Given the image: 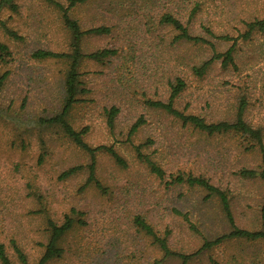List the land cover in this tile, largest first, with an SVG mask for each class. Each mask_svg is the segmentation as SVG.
Masks as SVG:
<instances>
[{"label": "rangeland", "instance_id": "rangeland-1", "mask_svg": "<svg viewBox=\"0 0 264 264\" xmlns=\"http://www.w3.org/2000/svg\"><path fill=\"white\" fill-rule=\"evenodd\" d=\"M190 1L195 0H187V4L184 0H134L131 12L130 0H91L72 9L81 28L99 24L110 28L107 35L85 36L83 52L102 48L117 52L103 64L83 61L80 72L88 93L70 114L74 128L88 127L84 138L88 145H112L126 163L122 167L107 153L97 152L95 175L104 192L93 184L85 185L84 166L89 158L84 151L56 129L34 123L39 116L52 115L62 102L64 65L30 57L39 48L67 51L68 35L57 13L40 0H17V13L6 11L1 16L21 40L0 28V41L14 57L0 91V242L10 247L15 241L29 263H36L43 251L47 220L59 223L71 210L80 215H73L74 226L61 243L64 253L49 264L160 261L162 252L152 238L135 228V215L143 217L159 236L167 233L169 248L182 254L229 231L217 199L205 198L198 188L166 186V181L137 159L134 147L141 144V152L166 175L196 172L227 189L235 224L247 230L259 228L262 182L236 173L240 167L258 168L259 150H245L246 142L241 145L239 138L229 135L207 136L182 127L175 118L144 103L145 99H162L166 81L176 75L188 79V87L175 106L208 121L232 120L238 97L245 96V118L261 129L264 144V33H254L247 41L238 37L244 30L243 21L264 18V0H197L202 3L192 17L187 8ZM165 10L183 23L188 21L190 31L206 37L217 51H225L231 41L206 36L203 26L215 35L235 38L236 69H222L217 61L201 79L192 76L189 67L209 58L211 49L172 42L175 31L150 18ZM111 105L119 108L112 131L104 121V108ZM140 116L144 124L128 137L130 126ZM75 165L83 169L68 178L60 177ZM9 255L17 264L14 254ZM210 259L218 264H264V242L226 240L203 251L190 264H211ZM158 264L180 261L171 257Z\"/></svg>", "mask_w": 264, "mask_h": 264}, {"label": "trees", "instance_id": "trees-1", "mask_svg": "<svg viewBox=\"0 0 264 264\" xmlns=\"http://www.w3.org/2000/svg\"><path fill=\"white\" fill-rule=\"evenodd\" d=\"M16 1L17 0H0V28L7 36L15 40H21V36L9 28L6 25V21L4 19H1V16L6 11L17 13L18 5ZM90 1L91 0H40L42 4L53 9V11L57 13L62 28L68 35V43L67 51L58 52L39 48L32 50L30 53V57L34 60H54L61 62L64 65L62 74V102L60 108L53 112L52 115L39 116L34 120V123L39 128L56 129L57 132H60L73 145L84 151L89 158L88 164L84 166V168L87 169V179L85 185L93 184L97 190L104 192L105 188L98 181L95 175L97 152L101 151L107 153L116 164L122 167H125L126 163L112 145H101L96 147H91L88 145L84 139L88 133V127L76 129L70 122V114L74 106L82 102V96L88 93L80 72V67L83 61L92 60L95 63L103 64L104 62L108 61L110 57L117 54L115 49L110 48H102L89 53L83 52L81 43L85 36L107 35L110 32V28L104 24H99L98 26H92L88 28H81L78 19L72 16V9L77 6L84 5ZM184 2L187 4V0H184ZM201 3V1L197 0L193 1L192 3L190 1L191 6L187 5V8L189 7L190 9V17H192V15L198 10L199 6H201ZM127 6H130L133 10L131 12H134L135 9L133 7L136 6L134 4V0H130V4ZM141 9H143V7H141ZM150 18L156 19V23L159 26L168 27L172 31H175L172 37V42L174 43L186 42L192 43L194 45H208L210 47L211 55L209 58L197 65H191L189 67V73L192 76L201 79L210 69L211 65L217 61H219L220 67L222 69H227L229 67L236 69V65L234 63V54L237 42L235 38L229 37L228 35H215L213 32L209 31L207 27L203 26V31L205 32L206 36L222 41H231L230 46L225 51H217L214 44L210 40L201 34L192 33L188 28V21L183 23L178 18V16H176L171 11L165 10L164 12L153 14ZM138 21L140 23L141 20L138 18ZM147 26L148 24H145V27ZM243 26L244 30L239 33L238 37L243 41H247L254 33H264V18L253 19L248 22L243 21ZM13 58L14 57H11V51L8 45L0 41V91L6 78L10 74L8 64ZM187 87L188 79L176 75L174 78L168 79L166 81L164 93L165 96L162 99H145L144 103L151 109L160 110L163 113L175 118L180 122L182 127H191L193 130H196L207 136L229 135L234 138H239L241 140V145L243 144L242 142H246V145H243L245 150L257 148L261 154V164L258 166V168L252 169L240 167L236 173L245 179L258 178L261 180L263 186V201L259 208V228L255 230H247L238 227L235 224L232 215L230 207L231 195L227 189L224 190L219 188L218 186L214 185L206 176L196 172L184 173L179 171L176 174L166 175L165 171L148 154L141 152L140 148L142 147V144L135 146L134 149L137 159L146 165L148 171L151 174L155 175L161 181H166L164 182L166 186L182 185L188 188H198L205 192V198L217 199L221 211L229 224L230 229L227 233L222 234L212 240L204 241L197 250L190 254H182L169 248L167 233H165L163 236H159L152 226L143 219V217L135 215L132 220L135 228L152 238V242L156 244L159 250L162 252L160 261H163L166 258L175 257L179 259L180 264H190L191 261L195 257L199 256V254H201L203 251L211 250L213 247L220 245L226 240L242 239L251 242H264V144L262 140L261 129L258 126L248 122L245 118V111L247 108L245 96L238 97L234 117L232 120L208 121L199 114L194 112H186L182 109H178L175 106V102ZM118 112L119 108L114 105L104 108L105 126L110 131H112L114 128V122ZM144 122V118L140 116L130 126L128 137L135 134L139 127L144 124ZM41 159L42 155H39V163ZM82 169L83 166L81 165L72 166L62 171L60 177L63 179L68 178ZM78 214V212L71 210L70 214H65L59 223L51 219L47 220V238L45 243L42 245L43 251L34 264H49V262L52 260L59 259L62 256L64 253V248L61 246V243L67 233L74 226L75 220L73 215ZM9 246L10 247H8L4 242H0V264H13V261L9 257V253H12V255L14 254L17 264H31L29 263L24 251L18 244H16L15 241H11ZM160 261H154L152 264H158ZM210 263L218 264V262L213 259H210Z\"/></svg>", "mask_w": 264, "mask_h": 264}]
</instances>
